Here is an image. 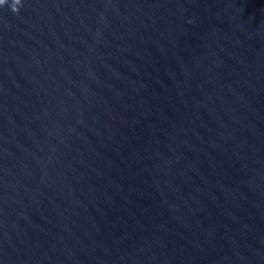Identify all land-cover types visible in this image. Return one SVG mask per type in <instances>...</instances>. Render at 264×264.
I'll return each instance as SVG.
<instances>
[{
  "label": "water",
  "instance_id": "obj_1",
  "mask_svg": "<svg viewBox=\"0 0 264 264\" xmlns=\"http://www.w3.org/2000/svg\"><path fill=\"white\" fill-rule=\"evenodd\" d=\"M0 6V264H264V0Z\"/></svg>",
  "mask_w": 264,
  "mask_h": 264
},
{
  "label": "clouds",
  "instance_id": "obj_2",
  "mask_svg": "<svg viewBox=\"0 0 264 264\" xmlns=\"http://www.w3.org/2000/svg\"><path fill=\"white\" fill-rule=\"evenodd\" d=\"M7 4H9V0H0V6H4ZM22 6H23V0H12L10 5L11 10L16 13L19 12Z\"/></svg>",
  "mask_w": 264,
  "mask_h": 264
}]
</instances>
